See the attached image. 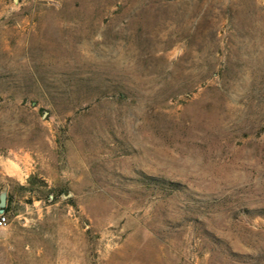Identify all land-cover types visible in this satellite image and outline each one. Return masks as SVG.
Masks as SVG:
<instances>
[{
	"label": "rangeland",
	"instance_id": "1",
	"mask_svg": "<svg viewBox=\"0 0 264 264\" xmlns=\"http://www.w3.org/2000/svg\"><path fill=\"white\" fill-rule=\"evenodd\" d=\"M1 193L0 264H264V0H0Z\"/></svg>",
	"mask_w": 264,
	"mask_h": 264
},
{
	"label": "trees",
	"instance_id": "2",
	"mask_svg": "<svg viewBox=\"0 0 264 264\" xmlns=\"http://www.w3.org/2000/svg\"><path fill=\"white\" fill-rule=\"evenodd\" d=\"M168 186L172 187L173 189H175L176 187V184L175 183H172V182H168L167 184ZM20 189L24 190V191H27L29 193H33L34 191H37V192H42L43 190L46 192H50L51 193V199L50 201H52L53 199H55V194L53 193L54 192V187H47L46 183L44 182L43 179L41 178H36L34 175H29L27 177V179L25 180V184L24 185H19L18 186ZM36 199H40V196H35ZM45 200H48L47 197L44 198ZM7 204L5 205L4 207V211L5 209L7 208Z\"/></svg>",
	"mask_w": 264,
	"mask_h": 264
},
{
	"label": "built area",
	"instance_id": "3",
	"mask_svg": "<svg viewBox=\"0 0 264 264\" xmlns=\"http://www.w3.org/2000/svg\"><path fill=\"white\" fill-rule=\"evenodd\" d=\"M5 225V218L4 216L0 215V227Z\"/></svg>",
	"mask_w": 264,
	"mask_h": 264
},
{
	"label": "water",
	"instance_id": "4",
	"mask_svg": "<svg viewBox=\"0 0 264 264\" xmlns=\"http://www.w3.org/2000/svg\"><path fill=\"white\" fill-rule=\"evenodd\" d=\"M15 1V0H13ZM4 205V194H0V206L2 207Z\"/></svg>",
	"mask_w": 264,
	"mask_h": 264
}]
</instances>
